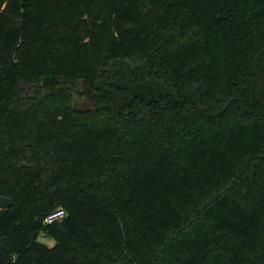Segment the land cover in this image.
<instances>
[{"label":"trees","instance_id":"1","mask_svg":"<svg viewBox=\"0 0 264 264\" xmlns=\"http://www.w3.org/2000/svg\"><path fill=\"white\" fill-rule=\"evenodd\" d=\"M0 264H264V0H0Z\"/></svg>","mask_w":264,"mask_h":264},{"label":"rangeland","instance_id":"2","mask_svg":"<svg viewBox=\"0 0 264 264\" xmlns=\"http://www.w3.org/2000/svg\"><path fill=\"white\" fill-rule=\"evenodd\" d=\"M24 87L29 92H40L35 87L26 86V85ZM77 108H79L81 110H93V104L89 100L80 97L79 100H77ZM47 226H50V225H47ZM39 240L41 242L47 244L48 246L53 245L52 239L44 236L43 234L40 235Z\"/></svg>","mask_w":264,"mask_h":264},{"label":"built area","instance_id":"3","mask_svg":"<svg viewBox=\"0 0 264 264\" xmlns=\"http://www.w3.org/2000/svg\"><path fill=\"white\" fill-rule=\"evenodd\" d=\"M65 216H66L65 211L59 209L54 213L50 214L49 216H47L44 223L45 225H52L53 223L62 220Z\"/></svg>","mask_w":264,"mask_h":264}]
</instances>
